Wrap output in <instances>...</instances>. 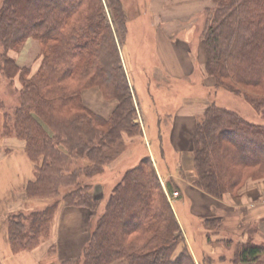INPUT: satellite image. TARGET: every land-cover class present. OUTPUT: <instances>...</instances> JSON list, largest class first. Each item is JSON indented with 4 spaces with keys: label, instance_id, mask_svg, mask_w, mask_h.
I'll return each mask as SVG.
<instances>
[{
    "label": "trees",
    "instance_id": "trees-1",
    "mask_svg": "<svg viewBox=\"0 0 264 264\" xmlns=\"http://www.w3.org/2000/svg\"><path fill=\"white\" fill-rule=\"evenodd\" d=\"M212 3L205 13V74L264 115V0ZM127 19L119 0H2L0 77L19 101L3 113L2 136L22 141L34 165L26 198L53 199L42 210L8 214L12 253L38 248L61 205L97 214L83 180L101 174L120 152L123 133H140L120 54ZM30 38L39 48L36 70L12 56ZM92 88L117 102L110 118L84 106L82 93ZM187 158L177 168L181 179L219 200L247 180L264 181V126L210 104L196 122L191 165ZM178 187L166 182L168 193ZM106 201L81 257L56 262L52 246L45 264H195L148 156L122 172ZM239 263L264 264V245H239Z\"/></svg>",
    "mask_w": 264,
    "mask_h": 264
},
{
    "label": "crops",
    "instance_id": "crops-1",
    "mask_svg": "<svg viewBox=\"0 0 264 264\" xmlns=\"http://www.w3.org/2000/svg\"><path fill=\"white\" fill-rule=\"evenodd\" d=\"M1 3L2 0H0V6ZM141 5L142 14L147 16L144 15L147 20H144L142 24L144 27L151 28L155 36L153 55L156 61L149 71L145 69V59L138 54L134 46L130 45L135 36L127 23L126 39L123 45L126 55L123 63L131 87L134 89V79L142 84L143 74L151 73L154 83L158 86L171 87L180 83L189 85L190 79L198 71L203 75V84L209 90L213 82L203 73L205 46L202 34L206 26L204 16L206 11L212 8V0H139V6ZM19 56L15 58L17 65L26 67L27 63L22 65ZM136 57L139 62L134 68L132 60ZM133 75L137 76L133 79L131 77ZM134 92V98L142 116V120H138L143 121V133L150 143L149 151L153 153L154 144L160 138L167 142L168 148H164L163 142L158 148V153L161 155V163L170 165L169 171L166 173L163 171V174L161 171L158 172L165 179L172 178L180 188L176 191L179 197L173 201L172 208L177 215L194 263L234 264L235 252L239 245L246 243L264 245L263 180H247L238 190L225 193L218 200L173 175L177 171L175 158L180 156L188 157L187 160L191 158L192 137L196 122L210 101L204 98L184 99L182 105L174 109V117L168 124L158 121L151 123L148 120L150 113L142 110V106L146 104L151 108L149 102L137 94L135 89ZM82 97L84 102H90L89 106L94 112L102 116L110 115L115 106L114 102L105 101L98 90L84 91ZM168 104H171L173 108L175 106L173 102ZM0 139H2L1 134ZM12 142H16V145L10 144ZM20 142L15 139L6 143H9L7 145L11 149H21L22 145L24 149V143ZM143 149L146 151L145 147ZM6 151L9 150L6 149ZM167 156L173 157L171 163L167 161ZM141 158L136 156L134 163ZM155 160L159 164L157 158ZM33 168L34 165L25 153L22 155L13 152L5 156L0 147V264H45L48 249L52 246L57 248V256L62 251V260L74 259L81 255L84 245L89 240L91 225L86 210L66 209L60 206L52 222L50 237L44 240L43 244L40 243L39 247L33 251L11 252L1 220L10 213L30 212L32 206L30 203L35 199L28 200L24 190L26 184L34 178ZM79 216L80 219H78ZM56 224H58L57 227Z\"/></svg>",
    "mask_w": 264,
    "mask_h": 264
},
{
    "label": "rangeland",
    "instance_id": "rangeland-1",
    "mask_svg": "<svg viewBox=\"0 0 264 264\" xmlns=\"http://www.w3.org/2000/svg\"><path fill=\"white\" fill-rule=\"evenodd\" d=\"M119 1L122 5V8H123L127 18H128L127 23L130 25V31L134 32L135 37L133 38V41H132V43H130V45L134 46V48L138 52V54L143 56V59H145L144 67L147 71H149V69L154 66V63L156 61L155 57L153 55L154 43H155L154 33L151 32V28L144 27L142 24V22L144 20H147V19L144 18L146 15L144 14L145 15L144 16L142 14L143 8H142V5L139 6V0H119ZM204 19L206 22V15L204 16ZM137 25H138V27H137ZM204 30H205V27H204ZM126 31H127V24H126ZM203 35H204V33L202 34V37H204ZM124 43H125V41L123 42V45H124ZM123 45H122V48L120 49V54H121L122 64L124 67L123 58L125 57L126 53H125ZM18 56L22 60L20 62V63H22V65H25L27 63L26 67H30L31 69L36 70V67L39 63V61H38L39 48H38L37 42L32 38L27 39L24 43L22 50L19 53L14 54V58H17ZM146 56H148V58ZM138 62H139V59L137 57L132 60V64H133L134 68L138 66V64H136ZM124 71H125V74L127 77V81L129 83V79H128V75L126 73L125 67H124ZM132 71H134V69H132ZM142 72H143V70H142ZM203 73H204V76H206L207 78H210L213 82V85H212V87H210L211 89L209 88V90L204 86V84H203L204 83V77L198 71H196V73L193 75L192 79H190L189 85H188V83H185V84L180 83V85H173L171 87H164V86L156 85V83H154L152 73L148 74V75H144L142 73L143 74V76H142V82L143 83L142 84L137 82L134 79L137 75L131 76L134 79L133 87H134L135 91L137 92V94H140L144 98V100L148 101L149 105L151 107V108H149L147 106V104L142 106L143 107L142 110L144 112L150 113V114H148L149 122L154 123V122L158 121V122H161L163 124H166L165 122H167V124H168V122H170L171 119H173V117H174V115H173L174 109H176L177 107H180L182 105L184 99L204 98V99L209 100L210 104H214L217 107H221V108H224V109H227L229 111L236 113L244 121L264 126V115L263 114L257 112L242 97L233 95V94L229 93L228 91H226L225 89H223L222 87L216 86L214 79L207 76L205 74V70L203 71ZM129 86H130V88H132L130 83H129ZM134 89H131L132 90L131 92L133 95L135 112H136L134 122L136 124H138L140 133L138 135L134 134L133 136H130L126 133H123L122 134L123 144H122V147L120 149V152L114 157V159H112L107 164V166L102 170L101 174L95 176L94 179H92V180H88V181L83 180L84 182H87L90 184L91 192L93 194V198H94V200L97 201V205H98L97 214H96V212L91 213L89 211L87 212V210H86V212L88 213V220H89L90 225H91L90 233L92 232V228H93L92 223L94 224L96 222V218L103 213L105 204L107 202L106 200H107L111 190L113 189V187L119 182L122 172L138 163V162L134 163L136 156H139L140 158L145 157V156L149 157L150 162H151L152 166L154 167V169L157 173V177L161 183V186H162V189L165 193L166 199L168 200V203L171 205V209L175 215L176 221L178 222L177 215L174 212V209L172 208V206H174L173 197H172L174 191L172 189V191L170 193H168V191L166 190V182L169 179H165L164 177H161L163 174V171H164V173H166V171H169L170 165L168 163L166 165L161 163V155L158 153V148H160L162 146L163 142H164V148L165 149L168 148V145H167L166 140H162L161 138L159 140H157L158 142L153 140L154 142H156L154 144V148L152 150L153 153H151L149 151L150 143H149V140L145 138L144 133H143V125H144V124H142L143 121L142 122L139 121L140 119L142 120V116L140 114L141 111L138 108V106L136 104V100L134 98V96H135ZM88 90H90V89H88ZM92 90H98V89L92 88ZM100 94L102 95L101 92H100ZM102 98L104 99L103 95H102ZM104 100L108 101V102L112 101L115 103L114 108L112 109L110 115H108V116H102V115L94 112V110L91 109L89 106L90 102L87 103L85 101L86 102L85 103L84 99L82 97V102H83L84 106L89 111H91L93 114H95L99 117H102L104 119H108V118H110L113 111L116 109L117 102L114 100H106V99H104ZM0 102L3 103V105L5 107L3 111H0V129H1L0 134L2 137V139H0V147L3 149L5 156L12 154L13 152H18L19 154L21 153L22 155H24L23 145H22L21 149H11L7 145L9 143H6L7 141L9 142L10 140H15L16 138H13L12 136H9V137L2 136V116H3V113H4V111L11 113L19 105V101H18V93H17L16 89L13 86L9 85V83L1 77H0ZM170 102H173V104H175L174 108L171 104H168ZM146 107H148V108H146ZM140 116H141V118H140ZM192 139H193V137H192ZM4 140H6V142H4ZM10 144L16 145V142H12ZM141 145L143 147H145L146 151L143 149V147ZM156 147H157V150L155 151ZM6 149L9 151L5 152ZM155 156H156L159 164L156 163ZM184 158L185 157H181V156H180V158L179 157L175 158L177 168H179V166H181V164L186 166V162H185L186 159L184 161H182ZM167 161L169 163H171L173 161V157L167 156ZM188 162L190 164L189 160H188ZM158 171L162 172L161 176H160ZM173 175L176 176V178L177 177L181 178V176L178 173V170L176 172H174ZM172 181L176 182L173 179H172ZM61 192H62V190H61ZM52 202H53V199L52 200L51 199L34 200V201H32V203H30L32 206H31L29 211L31 212V211L42 210L46 206L52 204ZM61 206H62V208L64 207L63 205H61ZM66 209H70V208H66ZM71 209H73V208H71ZM82 210H84V209H82ZM16 213H18V212H16ZM28 213H24V214L26 215ZM7 217H8V215L5 217V219L3 218L1 220L2 224L4 225L5 230H6V222H7L6 218ZM78 219H80V216ZM73 223L76 224L77 222H73ZM203 225H205V224L203 223ZM57 226H58V224H56V227ZM179 227H180V225H179ZM180 230L182 231L181 227H180ZM49 237H50V235L48 237L43 238L40 243L43 244L42 242H44V240H47V238H49ZM89 237H90V235H89ZM184 240H185V238H184ZM86 244L84 245V247L86 246ZM82 251H83V249H82ZM56 254H57V248H56ZM81 255H82V253H81ZM81 255L77 258H74V259H79L81 257ZM62 257H63L62 251H60L59 255L58 256L55 255L53 259H56V262H60L62 260ZM45 259H46V262L49 260L47 255H46Z\"/></svg>",
    "mask_w": 264,
    "mask_h": 264
}]
</instances>
